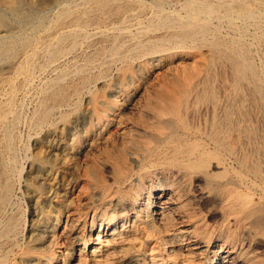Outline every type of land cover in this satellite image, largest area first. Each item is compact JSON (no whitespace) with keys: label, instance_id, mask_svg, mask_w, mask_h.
<instances>
[{"label":"bare ground","instance_id":"obj_1","mask_svg":"<svg viewBox=\"0 0 264 264\" xmlns=\"http://www.w3.org/2000/svg\"><path fill=\"white\" fill-rule=\"evenodd\" d=\"M54 1L0 31V264H264V0ZM50 66L34 125L66 139L34 177L79 180L26 227L14 102Z\"/></svg>","mask_w":264,"mask_h":264},{"label":"rangeland","instance_id":"obj_2","mask_svg":"<svg viewBox=\"0 0 264 264\" xmlns=\"http://www.w3.org/2000/svg\"><path fill=\"white\" fill-rule=\"evenodd\" d=\"M151 1L152 0H141V2L145 4H148ZM185 3V0L167 1L170 9H178L177 11L180 12L183 11V6ZM53 6H55L54 0H0V8L3 9L4 12L7 11L6 20L4 24L0 26V31L2 30L5 33V30L8 28H14V30L15 28H18L17 23L13 20V16L10 13L11 9L14 7L20 9L25 13H32L38 10L43 11L47 19H50L53 13ZM2 31L1 34L3 33ZM248 36V38L250 39L249 41H252V35L249 33ZM257 44L253 43L252 53L253 59L256 57L254 61L257 62L255 63L259 65L258 67L261 68V66L264 65V46H262L261 44ZM72 59L73 57H70V61H72ZM0 66H2L1 63ZM58 73L59 71L55 67L50 66L48 71L42 73L43 75H37L35 81H33V83L29 87L20 88L15 96L14 108L15 111L20 115V120L15 129V143L18 147L17 159L20 170L21 168H23V170L20 171V174L21 172L22 174L18 175L17 183L15 184V197L13 196L14 202L9 207V211H19L23 217L26 227L31 226L32 220L34 221L37 218L38 214L43 210L42 208L46 204L49 206L50 200L45 197L44 193L52 186L51 184H53L52 182H44L43 180L34 177V174L41 170L40 163L35 157V152L37 151L36 144H39L41 146V149L45 151L49 149L50 145L55 141L54 132L56 130L59 137H62L59 139V141H64L66 139V131L63 129L64 121L61 122L60 120L59 122L58 120L56 121L57 123L54 124L50 122L49 124H45L40 128H37L34 125L35 113L38 108L41 107L42 103V89L40 90V88L44 86L45 80L55 78ZM74 73L75 70L69 71L67 79H73L75 77ZM20 78L21 76H16L17 80ZM114 83V74L110 73V75L108 76V80L106 81V86H113ZM96 86L99 85L95 84L93 88H95ZM8 89L9 86L7 84L2 87L0 93V102L5 99ZM82 106L84 107V105ZM82 111L83 108L75 113L76 118H79V113H81ZM74 160L75 159H70L68 163L59 164L51 171V173L56 175V180L53 184L57 189H55V191L59 193L55 197L56 201L61 200L62 197L65 198L64 193L69 191V188L71 187L72 183H74V181L76 182L79 180L76 172H74L73 170V166L75 165ZM47 201L48 203H46ZM20 240H22V237Z\"/></svg>","mask_w":264,"mask_h":264}]
</instances>
